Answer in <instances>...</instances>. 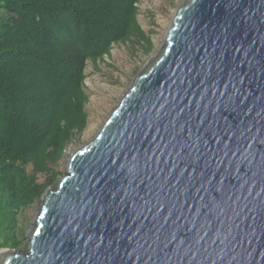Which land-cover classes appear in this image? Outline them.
Instances as JSON below:
<instances>
[{
	"label": "water",
	"instance_id": "95a60500",
	"mask_svg": "<svg viewBox=\"0 0 264 264\" xmlns=\"http://www.w3.org/2000/svg\"><path fill=\"white\" fill-rule=\"evenodd\" d=\"M41 202L0 264H264V0H186Z\"/></svg>",
	"mask_w": 264,
	"mask_h": 264
},
{
	"label": "trees",
	"instance_id": "16d2710c",
	"mask_svg": "<svg viewBox=\"0 0 264 264\" xmlns=\"http://www.w3.org/2000/svg\"><path fill=\"white\" fill-rule=\"evenodd\" d=\"M140 2L0 0V248L24 247L21 215L58 182L55 167L87 129L88 63L133 39L152 51Z\"/></svg>",
	"mask_w": 264,
	"mask_h": 264
},
{
	"label": "rangeland",
	"instance_id": "374dc122",
	"mask_svg": "<svg viewBox=\"0 0 264 264\" xmlns=\"http://www.w3.org/2000/svg\"><path fill=\"white\" fill-rule=\"evenodd\" d=\"M185 1L141 0L138 5V21L154 44L150 53H145L142 45L133 39V43L114 45L110 57H105L104 61L97 65L88 63L85 82V91L89 96L86 106L88 126L68 147L59 167H55L60 173L58 182L66 173L70 156L86 142L93 140L136 76L160 56L174 13ZM41 181L43 182L44 178ZM41 206L40 200L21 215L19 228L23 230L20 236L23 238L24 247L29 243L28 235L34 227ZM3 250L5 249L0 248V253Z\"/></svg>",
	"mask_w": 264,
	"mask_h": 264
},
{
	"label": "bare ground",
	"instance_id": "6f19581e",
	"mask_svg": "<svg viewBox=\"0 0 264 264\" xmlns=\"http://www.w3.org/2000/svg\"><path fill=\"white\" fill-rule=\"evenodd\" d=\"M173 19V18H172Z\"/></svg>",
	"mask_w": 264,
	"mask_h": 264
}]
</instances>
